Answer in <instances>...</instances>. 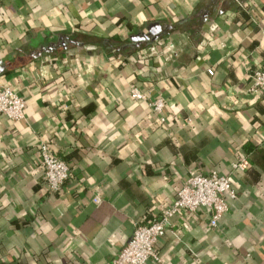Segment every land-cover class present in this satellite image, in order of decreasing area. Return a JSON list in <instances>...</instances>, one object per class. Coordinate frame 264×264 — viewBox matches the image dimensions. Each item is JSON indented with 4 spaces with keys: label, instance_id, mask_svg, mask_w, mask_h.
Returning a JSON list of instances; mask_svg holds the SVG:
<instances>
[{
    "label": "crops",
    "instance_id": "1",
    "mask_svg": "<svg viewBox=\"0 0 264 264\" xmlns=\"http://www.w3.org/2000/svg\"><path fill=\"white\" fill-rule=\"evenodd\" d=\"M151 23L156 40H131ZM0 67L25 100L22 120L0 115V264H110L135 221L212 169L230 176L229 210L215 227L203 208L178 212L156 250L264 264V91H247L264 70V0H0ZM132 86L165 97V123ZM40 141L72 167L56 193Z\"/></svg>",
    "mask_w": 264,
    "mask_h": 264
},
{
    "label": "built area",
    "instance_id": "2",
    "mask_svg": "<svg viewBox=\"0 0 264 264\" xmlns=\"http://www.w3.org/2000/svg\"><path fill=\"white\" fill-rule=\"evenodd\" d=\"M213 29V26H212ZM205 44L204 41L201 42ZM152 53L155 45L147 47ZM250 84L247 91L259 94L264 91V70L255 69L249 74ZM130 96L143 99L155 115L159 123L167 121L164 115L165 97L158 95L148 99L146 94L135 86L129 90ZM25 100L23 95L11 86L0 82V115L10 121L24 118ZM39 163L44 172L45 189L48 193L58 192L71 177L72 167L69 162L53 152L44 141L38 144ZM232 170H243L244 161L233 162ZM236 197V191L228 174L212 169L210 172L189 171L186 179L177 191L175 199L166 206H159L158 215L150 222L135 221L131 236L123 247L113 256L110 264H145L153 260L157 264H165L164 258L156 250V243L165 233L167 226L178 212L195 214L203 208L209 214L211 227L229 210L228 200ZM99 195L93 196V202H100Z\"/></svg>",
    "mask_w": 264,
    "mask_h": 264
},
{
    "label": "water",
    "instance_id": "3",
    "mask_svg": "<svg viewBox=\"0 0 264 264\" xmlns=\"http://www.w3.org/2000/svg\"><path fill=\"white\" fill-rule=\"evenodd\" d=\"M162 32L163 31H162V29L158 23H151L150 25H148L146 33L134 34L130 38L133 41H138V40L154 41L162 34ZM58 45H65L64 41H62V37H59L56 42H52V43L48 44L47 46L42 47V49L45 52H47V51L53 49L54 46H58ZM0 69H1V67H0Z\"/></svg>",
    "mask_w": 264,
    "mask_h": 264
}]
</instances>
